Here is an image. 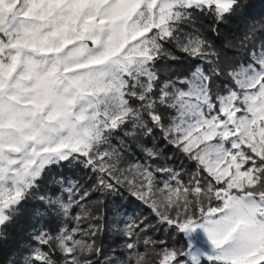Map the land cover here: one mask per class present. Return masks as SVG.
Segmentation results:
<instances>
[{"label": "snow or ice", "instance_id": "1", "mask_svg": "<svg viewBox=\"0 0 264 264\" xmlns=\"http://www.w3.org/2000/svg\"><path fill=\"white\" fill-rule=\"evenodd\" d=\"M250 8L0 0V236L37 205L8 264H264V18ZM65 165L85 181L53 177L47 190L46 173ZM125 192L154 224L119 205L109 223L107 198ZM48 215L65 226L48 230ZM106 228L121 249L97 244Z\"/></svg>", "mask_w": 264, "mask_h": 264}, {"label": "trees", "instance_id": "2", "mask_svg": "<svg viewBox=\"0 0 264 264\" xmlns=\"http://www.w3.org/2000/svg\"><path fill=\"white\" fill-rule=\"evenodd\" d=\"M250 2L251 16H254L258 19L264 18V0H250ZM231 27L235 28V25H231ZM226 31V29H222V34ZM190 63V61H185L182 64V68L187 70ZM168 155L173 157L171 163L176 167H180L182 163L184 169H192L193 165L190 162L184 160L181 155L175 153L174 149H169ZM135 158L136 156L133 155V159ZM53 177H63L65 180H73L79 183L84 182L86 179L84 172L73 165L53 167L46 173L45 177L47 190L49 191H56V186L52 183ZM56 194L59 195L60 193L57 191ZM95 199L96 197H93V200ZM107 200L109 201L107 209L109 223H111V210L117 205L121 206L124 212L127 213V215L124 217L126 220L147 218L153 224L155 223V218L152 216L150 210L139 201L129 197L126 192L123 193L122 197L117 199L108 197ZM36 206L37 205L35 201H29L27 204H25L23 206L21 215H19L13 223L8 225L5 234L0 236V261H4L5 264H8V262L13 259L19 260V253L23 249L25 242L28 241L29 233L32 231L33 225H36V219L33 218L32 215V211ZM92 207L94 208L95 205L93 204ZM42 223H44L45 227L53 233H55L58 227L65 226L63 220L58 219L54 215L46 216ZM74 224L75 221L70 217L67 226L71 227L74 226ZM82 226L86 228L87 221H85ZM120 227L122 228L123 224H121ZM143 235L144 234L141 233L142 237ZM148 235H151L153 238L167 239L169 233L167 231L162 232L149 230ZM124 239L125 238L122 235L117 232H113L111 228H106L105 232L97 237V244L100 245L105 251H109L110 249H121ZM172 242H176L180 245L185 243L184 237L175 233L172 234V239L169 240V243ZM140 250H144L143 245H141ZM149 258H152L150 252Z\"/></svg>", "mask_w": 264, "mask_h": 264}, {"label": "rangeland", "instance_id": "3", "mask_svg": "<svg viewBox=\"0 0 264 264\" xmlns=\"http://www.w3.org/2000/svg\"><path fill=\"white\" fill-rule=\"evenodd\" d=\"M193 240L195 243L197 244H203L204 242V237H203V234L200 233V232H197L193 235Z\"/></svg>", "mask_w": 264, "mask_h": 264}]
</instances>
